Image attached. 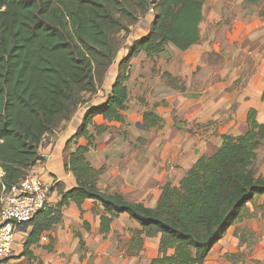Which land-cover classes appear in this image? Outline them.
Wrapping results in <instances>:
<instances>
[{
  "label": "trees",
  "instance_id": "1",
  "mask_svg": "<svg viewBox=\"0 0 264 264\" xmlns=\"http://www.w3.org/2000/svg\"><path fill=\"white\" fill-rule=\"evenodd\" d=\"M244 1L249 5L264 2ZM205 2L0 0V199L44 160L39 151L43 139L70 120L80 106L91 104L81 125L67 138L64 150V166L73 174L76 186L61 190L58 203L48 204L25 224L31 230L24 242V255H33L31 247L43 236L51 237L50 231L71 202L81 209L86 200L97 203L102 209L103 234L110 232L115 218L123 213L138 221L141 229L132 231L127 244L129 256L144 249L145 236L160 233L159 253L150 264H204L230 227L246 219L264 218V175L260 172L264 166V122L257 120L256 108L248 111L244 134H223L218 150L197 158L179 186L162 187L155 208L130 202L122 194L102 192L97 182L103 169L93 167L86 158L95 139L89 127L95 125L97 134L109 128L95 124L97 115L122 123L128 119L131 61L142 52L154 58L169 44L183 51L195 46L201 40ZM150 11L154 15L150 30L132 42L117 64L111 95L97 97L132 26ZM259 15L264 16V10ZM163 76L176 86L175 77L169 73ZM260 97L264 102V90ZM157 106L147 107L142 114L146 129L164 125ZM236 235L241 245L247 243V250L227 257L240 264L258 237L250 228H238Z\"/></svg>",
  "mask_w": 264,
  "mask_h": 264
},
{
  "label": "crops",
  "instance_id": "2",
  "mask_svg": "<svg viewBox=\"0 0 264 264\" xmlns=\"http://www.w3.org/2000/svg\"><path fill=\"white\" fill-rule=\"evenodd\" d=\"M205 8L206 5L204 16ZM153 17L150 11L132 26L122 51H119L115 63L99 87L97 97L104 99L111 95L117 76V64L132 42L149 32ZM203 22L204 20L201 26ZM169 45L172 53L163 51L154 58L144 52L136 56L131 61V73L127 82L128 114L141 115L147 107L158 104L156 112L164 118L163 127L146 129L136 120L128 118L125 123L108 121L103 115L95 117V124L108 125V130L97 134L95 125L89 127L95 139L86 158L93 167L103 169L97 182L98 188L106 194H122L126 200L142 203L150 208L157 206L165 184L179 186L197 158L202 155L211 156L218 150L223 142V134H244L248 130L247 114L251 108L258 110L257 120L264 122V102L257 98L250 99L245 93L235 113L232 116L225 114L226 121L220 123L223 118L220 119L212 109L217 100L210 94L183 103L178 114L179 123L175 125L173 117L167 116L171 106L165 108L161 106L162 103L159 104L163 101L174 104L172 100L177 95V90L166 82L163 75L169 73L174 77L184 76L185 58L197 45L187 51ZM241 73L242 71L239 74ZM251 79L247 86L253 85L251 82L254 81ZM263 90L264 83L259 90L260 94ZM86 105L80 106L70 120L63 122L55 133L43 139L39 151L44 160L39 161L30 171L50 187L51 206L62 199L61 190L67 191L76 186L73 174L65 169L64 150L67 138L82 123ZM72 149H75L74 145ZM262 172L264 175V167ZM262 201L261 198L259 202ZM99 213H102V209L94 201L86 200L82 209L71 202L64 209L62 220L49 233L53 242L47 236L38 245L31 247L36 262L29 263L28 257L23 254L22 238L14 246L12 254L1 264H150L158 255L160 233L153 237L145 236L144 249L139 255L129 256L126 253L127 244L132 231L141 229L140 223L123 213L115 218L110 232L103 234L100 230ZM238 228H250L258 237L253 250L242 255L240 264H264V218L246 219L230 227L212 248L204 264H233L227 255L247 250V243L241 245L240 238L236 235ZM30 230L31 227H28L26 236ZM81 241L84 246H81ZM49 246L52 247L51 250L48 249Z\"/></svg>",
  "mask_w": 264,
  "mask_h": 264
},
{
  "label": "rangeland",
  "instance_id": "3",
  "mask_svg": "<svg viewBox=\"0 0 264 264\" xmlns=\"http://www.w3.org/2000/svg\"><path fill=\"white\" fill-rule=\"evenodd\" d=\"M205 5L201 40L185 58V75L176 76V86H172L177 90L172 100L174 104L171 101L159 102L165 108L171 106L167 116L173 117L175 125L179 123L181 105L205 95L212 94L217 100L212 109L220 119L223 118L220 123L226 121L225 114L232 116L235 113L245 93L250 99H261L259 90L264 83V16H260L259 12L264 10V2L249 5L244 0H206ZM169 47L165 51L172 53ZM209 53L214 54L211 55L214 65L208 62ZM249 79L254 82L247 86ZM135 120L142 125L138 117ZM263 167L260 170L262 174ZM22 238L24 244L27 236ZM26 256L29 263L36 262V256Z\"/></svg>",
  "mask_w": 264,
  "mask_h": 264
},
{
  "label": "built area",
  "instance_id": "4",
  "mask_svg": "<svg viewBox=\"0 0 264 264\" xmlns=\"http://www.w3.org/2000/svg\"><path fill=\"white\" fill-rule=\"evenodd\" d=\"M50 187L30 173L19 184L4 191L0 199V264L25 235L29 223L49 204Z\"/></svg>",
  "mask_w": 264,
  "mask_h": 264
},
{
  "label": "water",
  "instance_id": "5",
  "mask_svg": "<svg viewBox=\"0 0 264 264\" xmlns=\"http://www.w3.org/2000/svg\"><path fill=\"white\" fill-rule=\"evenodd\" d=\"M90 103H88L87 105H86V108H88V107H90ZM139 118V120L142 122V126H144V123H143V121H142V119H143V115L141 114V115H138V114H129V116H128V118L129 119H132V120H135L136 118ZM80 143H86L85 141H81ZM44 237V236H43Z\"/></svg>",
  "mask_w": 264,
  "mask_h": 264
}]
</instances>
